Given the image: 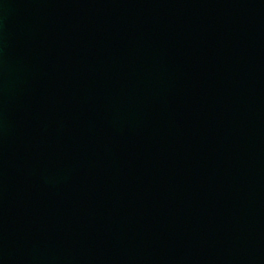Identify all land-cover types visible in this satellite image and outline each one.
I'll use <instances>...</instances> for the list:
<instances>
[{
	"label": "water",
	"instance_id": "95a60500",
	"mask_svg": "<svg viewBox=\"0 0 264 264\" xmlns=\"http://www.w3.org/2000/svg\"><path fill=\"white\" fill-rule=\"evenodd\" d=\"M0 264H264V0H0Z\"/></svg>",
	"mask_w": 264,
	"mask_h": 264
}]
</instances>
